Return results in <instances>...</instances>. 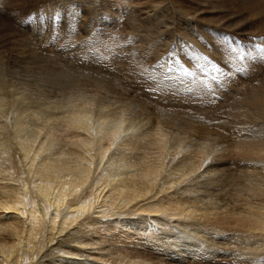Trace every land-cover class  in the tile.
Here are the masks:
<instances>
[{
    "label": "bare ground",
    "instance_id": "1",
    "mask_svg": "<svg viewBox=\"0 0 264 264\" xmlns=\"http://www.w3.org/2000/svg\"><path fill=\"white\" fill-rule=\"evenodd\" d=\"M34 1L22 0L23 4ZM171 1L172 4L181 7L180 9L193 12L191 14L193 16L189 15L186 19L189 22L191 21L192 25L196 27L195 31L200 34H202L203 26L200 25L201 30H199V26L195 23L196 16L206 8L211 7V4H222L218 0ZM15 2V0H5L3 3L14 6L17 4ZM49 3L51 4L50 7H60V11H67V15H71V12L77 14L79 12L88 13L89 17L85 18L84 21L94 19L101 14L106 17L108 22L112 18L108 19V15H113L116 12H126L124 10L126 5L124 4L127 3V0H57ZM159 4H162V2L159 1ZM114 5L119 6L113 8ZM244 7L248 8L251 13L262 10L264 9V0H248ZM156 13H158V10ZM8 15L7 17L0 16V26L4 28V31H0V105L6 106L5 110L7 106H11L13 110L11 107L10 109L13 112L21 113L24 108L26 110V107L31 104L28 103V98H31L30 100L36 99L35 92V95L46 94V90L42 87L46 86L47 83L44 82V85L39 84L38 82L43 83L44 79L43 81L42 78L39 81L34 80L36 75H31V77L30 74L26 76V73L23 76L16 69L12 70L15 64H11L15 63L18 57H14L15 60L13 59V56L9 54L11 52L8 53L9 49L6 48L7 44L4 41V38L13 37L14 34ZM123 15L125 16V14ZM145 15H147V19L154 21L156 24L150 32L157 34L155 44H159V39L162 38L160 36L167 35V32L161 30L159 26L160 13L159 15L152 13ZM141 18L146 19L144 15ZM167 18L170 19L168 16ZM175 21L170 23V26L175 27ZM49 24L50 31L53 32L55 24ZM248 24L246 23L245 26L247 27ZM221 27H224V24ZM219 30L221 29L209 27L206 34L210 36L198 34L199 38L191 39L190 44L193 45V52L190 55L192 58L195 53L207 55L212 62L224 68L225 71H229L223 60L225 54L224 45L222 44L224 36L219 37L220 34L217 33ZM148 33L146 37L152 38V35ZM260 36V40L256 38L250 42V45L257 42L260 47H264L262 43L264 42V39H262L264 34ZM50 40L51 38L42 41L44 43L42 45L43 50L48 51V46L52 47L54 45L50 43ZM200 41L202 44H204V41L209 42H206L209 47H204L203 50L199 44ZM12 43L10 42V44ZM152 47L147 48L146 53L159 57V52L152 51L150 53L149 49ZM253 53H255L254 50ZM177 59L179 61L177 64L187 68L179 55ZM44 61L47 64H43L45 67L41 68L42 71L46 68L53 74L49 83H59L58 85L63 86L64 82L61 79L66 78L69 87L72 84L71 82H75L72 79L74 77L66 74L65 68L56 71L50 65L49 60L45 59ZM243 61L249 64L252 62L247 58ZM138 63L139 65L143 64L139 61ZM51 74L48 75L51 76ZM17 75L20 77H17ZM92 79H94L95 84L91 83L95 85L94 88L98 91L96 94L94 93L95 100L97 98L105 100L113 97L117 103L125 102L124 104H126L123 106V111L120 108L118 109L119 112L116 111L117 108L114 109L115 105L110 108L108 103V106H104L105 109L100 108L99 113H104V115L106 113L108 116L110 115L109 118L112 114L119 116L118 118L114 116L116 125L112 129L105 130V125L112 123L109 121L105 123L106 119L104 120V131L97 129L98 132L95 130L96 134L98 133L97 135L90 133L84 137L82 131L86 129L90 132V129L93 128L88 125L90 122L88 124L83 122L85 119L83 117L84 120H82V116H89L91 109L84 111L85 115L76 111L73 114L76 116H73L70 120L66 119L68 122H65V125L63 124L67 126L66 131H63L67 139L60 137L67 141L64 144L61 139L64 146L68 145V149L60 148L53 154L56 142L52 147L51 142L48 143L45 139L47 137L56 139L55 131L59 129L60 125V121H56L59 118L56 115H59V113L53 110L57 112L56 115L53 114L52 109L49 110L46 106L47 112L51 111L57 118L53 119L57 124L52 123L51 119L52 124L49 123L54 131L48 124H42V121H44L42 117L45 118L46 115L49 116L50 114L45 111L46 109L44 110L47 113L46 115L41 110L42 115H45L41 116L43 120L35 115L38 118L36 120L35 117L31 116L33 112L30 114V110H27L36 122L41 120L40 125L42 126H37L39 124L34 123L36 127L29 129L27 126L30 123L27 125L26 122L28 121L22 120V113H16L18 114L17 117L14 113L16 121H14L13 116L12 121L16 123L10 125L12 126L11 130L14 129L12 131L14 133H10L11 137L20 131L27 133L24 130L25 128H28L29 132L25 136L16 134V140H18L16 141L18 147L17 151L15 150L16 152H12L7 148L10 139L8 145L5 146L3 144L8 139L5 142L3 139L6 138H0L4 141L1 140L0 144L7 148L4 151L2 150V154L0 153V264H224L225 261L222 259L229 257H231L232 263L227 261V264H264V131L257 128L254 135L244 134L246 128L249 129V127L244 126V133L240 132V135H238L240 138L232 140L234 142L232 146L235 147L236 151L234 154L237 158L236 164L240 166V182L237 183L238 185L235 184L234 176L231 179L228 177V173L223 170L225 169L223 165L227 160L226 156L229 157L226 148H224L226 143L223 142H225L224 140L228 135L234 137L228 134L229 130L227 131L224 126L229 124L233 127L240 119L247 120L248 118H251L253 122L264 124V88H258V85L255 86L253 80L249 81L250 84L243 81L241 83L240 76L233 74L225 81V88L220 91L221 99L214 104L201 106L199 103H185L182 98L171 95L165 96L152 90L149 94L150 97L148 95L142 96L144 89L140 93L136 91L138 94H132L133 99H130L132 102L130 103L116 98L120 95L129 96V92L123 87L117 88V85L106 83V78L102 75H97ZM143 82L145 83L144 80ZM238 82L241 87L240 84H237ZM87 83L89 84L90 81H87ZM147 83L151 84L153 82L149 81ZM242 84L246 86L242 87ZM78 85L80 86V84L77 83V88H80L81 86L78 87ZM62 89L68 91L66 87ZM73 89L71 90L75 91V88ZM82 89L85 90L84 87ZM102 90L105 92L101 93ZM27 92L34 97L29 96ZM240 92H242V96ZM74 93L76 94V91ZM89 95L90 93L88 98ZM83 97L85 98L82 95ZM82 98L79 99L82 100ZM88 98L86 96L87 104L90 101ZM40 99L41 97L36 100H39L38 102L42 104ZM66 99L63 98V100ZM94 99L92 100L95 101ZM81 100L80 104L82 105ZM60 101L57 102H64ZM77 101L75 100V103ZM86 102L82 107L85 108ZM70 103L73 104L72 101ZM41 104L38 105L39 108L45 106ZM65 104H67V101ZM69 104L67 105L68 108ZM96 104L95 101L90 105L97 106ZM3 105L0 107L4 110ZM31 105L33 106V104ZM80 107L79 105V109H77L81 110ZM134 107L138 109V112L136 111V115L134 112L135 116L132 115V117L142 119L139 125L135 123L136 120L133 122L125 116L131 111L130 109H132V112L135 111L136 108L133 110ZM35 109L32 110L35 111ZM54 109L57 110V108ZM188 109H191V112L187 111ZM7 110L10 114L9 108ZM126 111L128 112L125 114ZM36 112L39 113L40 111ZM28 113L26 112L25 116ZM95 113L97 114V112ZM2 114L0 113V115ZM67 114L71 116L70 112L64 114V116ZM195 114H199L200 117L203 114L209 116V121H206L208 124L203 127L206 133L201 134L197 127L191 126L193 123L188 122L192 121L193 117H197L194 116ZM7 115L4 113V116ZM30 116H27L28 120H34ZM69 116L66 118H69ZM87 118L89 120V117ZM92 118L96 119L97 115ZM59 119L64 120L65 118L61 119L60 117ZM102 119L98 121L102 122ZM6 122L7 120L4 123ZM94 122L96 124L95 120ZM253 122L251 123L253 124ZM181 124H184L185 129L180 126ZM136 125L140 127L137 128ZM3 127L2 134L7 133V126L4 124ZM10 128L8 127V129ZM99 128L102 127L99 126ZM189 128L191 130H188ZM44 131L47 134H43L47 136L44 139L45 141H43V135L38 136ZM29 134L41 137L42 141L37 142L38 138L32 139L33 137ZM205 134L210 138L206 136L207 139H205ZM14 140L13 138L12 141L15 142ZM50 144L51 147H49ZM2 146L1 148H3ZM46 146L51 151H48ZM60 146L63 145L60 144ZM14 152L16 155H14ZM3 154H8V157L5 158L2 156ZM6 162L8 163L6 164ZM131 216H135V218L141 216L144 219L143 223L135 222V219ZM140 221L142 220L140 219ZM153 226L154 230H152ZM150 227L151 230L149 231ZM202 232L205 233L202 234ZM207 233L212 236L207 237ZM228 236L232 240L235 238L236 243L234 246L232 243H228L226 248H229V251L222 254L220 249H218L219 252L215 249L220 246V242L218 243L215 240L227 238ZM246 251L249 255L246 254Z\"/></svg>",
    "mask_w": 264,
    "mask_h": 264
},
{
    "label": "rangeland",
    "instance_id": "2",
    "mask_svg": "<svg viewBox=\"0 0 264 264\" xmlns=\"http://www.w3.org/2000/svg\"><path fill=\"white\" fill-rule=\"evenodd\" d=\"M15 1H16L15 3H17V4H15L13 6V5H10V4L9 5L8 4L5 5L3 3V2H5V0H2V1L0 0V16H6L7 17V15L9 14L8 15L9 16L8 19H9L10 24L13 27L12 28V31L14 33L13 37L10 36L9 38L8 37L4 38V41H6L5 44H7L6 48L9 49L8 53L11 52L9 54L13 56L14 60H15L16 57H18V59H16L17 63L15 62V63L11 64V65L15 64V66H13L12 70L16 69L17 72H19V73L21 72L20 74H22L23 76L26 73H27L26 76H29L28 74H30V76L31 75H34V76L36 75V77L39 76L38 78H36V77L34 78L33 77L34 80H38L39 81L42 78L41 79L42 81L44 79L43 83L42 82L41 83L38 82V83L44 85V82H45V84L47 83L48 86L46 85V86L42 87L43 89L46 90L45 91L46 94L42 93L41 95H39V94L35 95L36 92L34 90H32V91L35 92L34 96H37L36 99L41 97L40 100H41L42 104L40 102H38L39 100L37 101L35 98H33V100H30L31 98H28L29 99L28 103L29 104L30 103L33 104V106L30 104L29 105L30 108H29V106L26 107V110L24 108V110L21 112L22 114L20 112L19 113L18 112H13L12 111L13 107H11V106H7V108H6V110L9 108V113L10 114H8V110L7 111L5 110L6 106L4 107V105L2 104L3 107H4V110L1 109V107H0V113H3L2 115H0V117L3 116L2 117L3 119L0 118V121L2 122L0 124V128L2 129V131L0 129V132H1L0 134L2 135V136L0 135V138H2V139L6 138V139H3L5 142L8 139L7 142H6L7 144L6 143L3 144L5 146L8 145V141L10 139L9 145L10 144L11 145L10 146L8 145L7 148L9 150H12V152L15 151V150L17 151V149H18L17 142H16L18 140H16L17 139L16 134H18V136H19V134H20V136H25V134H27L29 132L28 128L29 129H33V127H36L37 124H39L37 126H42V125H40L41 124L40 121L43 120V119H44V121H42V124L45 125V123H46V125L48 124V126L50 127L53 122H54V124H57L55 121H53V119H57L58 117L59 118L61 117V119L65 118L64 120H60L59 118L56 120L57 122L60 121L59 129L58 130L56 129V131H55L56 139L57 138L60 139V140L57 139L58 142H57L56 139H51L50 137L44 136V135H47L45 133V131L42 134L38 135V136H42L45 133L42 136V138L44 137L43 141L46 140V141H48V143L51 142L52 147H53V144L55 142H56V144H59V145L54 144L56 147L54 146V153L53 154H55L57 152L56 150H59L60 148L62 149L64 147V148L68 149V145L67 144L65 145L66 147L64 146L65 141H66V140L64 141V138L67 139V137H65L66 136L65 132H63V131H66L65 129H67V126H64V125H65V122L66 123L68 122V121H66V119L70 120V118H72L73 116H76V115H73L74 112H76V111L77 112L79 111L78 113H83L85 115L84 111H87V110L91 109L90 110L91 114L89 116H87V117H89V120H90V118L95 117L97 115V118H96L97 120L95 118L94 119L92 118V120H90V121L88 120L86 115L82 116V120L85 119L83 122L85 124H88L90 122L88 125H91L92 128H93L92 130L90 129V132L87 131L86 129H84L82 131L83 134H84V137L88 136V134H90V133L93 134V135L96 134L95 130L96 131H97V129L98 130H100V129L103 130V128L105 126H106L105 127L106 131L112 129L113 126L116 125V122H115L116 119L114 118V116L116 118H118L119 116L112 114L113 116L111 115V117H110L111 119H110L109 118L110 115L108 116L106 113H105V115H104V113L103 114L99 113V111H101L100 108H104L105 109L104 106H108V104L110 105L109 106L110 108H112V106L115 105L114 109L117 108L116 111L119 112L120 110L118 111V109L120 108L123 111V109H124L123 106L126 105V104H124L125 102H118L117 103L116 99L113 98V97L106 98L105 100L103 99L104 101L101 100V98H97L95 100L94 99V93L96 94L98 91L94 88L95 85H93V83L95 84V82H93L94 79H92V78H95L97 75H99V76L102 75L103 77H105L106 78L105 80L107 81L106 83L117 85V88L123 87L127 92H129V96L120 95V96H117L116 98L117 99L119 98L120 101H129L130 103H132L130 99H133V95L132 94H135L136 91H138V93H140L144 89V92H143L142 96L148 95V97H150L149 94L151 93V90H146L147 84H145L143 82V77L140 75L141 68H140V65H139L138 61L143 63L142 66L144 68L146 67L148 69L149 73H151L153 66L156 65L157 62L163 63L165 65V69H166L168 67L169 54L173 53V55L171 56V59L173 61V66H175V64L179 63V61L177 59V56L179 55V58L182 60V62L184 64L187 65V68H189V70H196L195 64H193V62H195V61L193 60V58L190 55V53L193 52V48H192L193 45L190 44V41H192L191 39L199 38L200 36H198V34L207 36L208 34H206V33H208L207 29H209V27L223 30V31H221V30L217 31V33L221 35V36L219 35V37H223L224 36L223 38H225V37H227L229 35L228 37H230V39L234 43L235 42H239L243 46L245 51L248 50V48L250 46V42L254 41V40H250L249 38L255 37L258 40H260V37H261L260 35L264 34V9H262L263 11L260 9L259 11H255V12L251 13L248 8L246 9V7H244V5H246L248 0H225V1L218 0V2H220L222 4H220V5L211 4L210 5L211 7L206 8V10H204L203 12L199 13L196 16L195 23L199 26V28H200L199 30H201L200 25L203 26V28L201 30L202 34L196 32L195 31L196 27H194V25H192L191 21L189 22L186 19L189 15L193 16V15H191L193 12H191V11L188 12V11H186L184 9H180L181 7H178L177 4L176 5L172 4L171 0H127V3L124 4V5H126L125 6L126 8L124 9V10H126V12L125 11H124L125 13L116 12L113 15H108L109 16L108 19L110 17H112L111 20L108 21V22L106 21V17H104L101 14L98 15L97 17H95L94 19L92 18V19H88V20L84 21L85 18L89 17L88 13H86V12H79L78 14L76 12H71V15H67V11H63V10L60 11L59 10L60 7H58V8H54L52 6L50 7L51 4L49 2L50 1L53 2V1H57V0H37V1L35 0L34 2H30L28 4H23L22 0H15ZM105 1H107V0H105ZM159 1H161L162 4H159ZM194 1H196V0H194ZM161 5H162V7H161ZM118 6L114 5L113 8L118 7ZM127 7H128V9H127ZM157 8H160V9H157ZM162 9H163V11H162ZM115 10H118V9H115ZM157 10H158V13H156ZM154 11H156V12H154ZM57 12L60 14L59 19H54V17L56 16ZM148 13H152V14H156V15H159V13H160V15H159V18H160L159 19V21H160V25H159L160 29L165 31V32H167V35L165 34V35L160 36L162 38L159 39V42H160L159 44H155V42H156V38L155 37H156L157 34L155 35L154 32H150V31H152V29L155 28L156 24L154 23V21L147 19V15H145V14H148ZM1 14H3V15H1ZM42 14L45 16V22H44L43 26H40L38 18ZM123 14H125V16ZM142 14L145 16L146 19H142L141 18L143 16ZM29 15H31L34 18H36V22H32L31 20H29L27 23H25L24 21L28 20ZM114 15H116V16H114ZM65 16L66 17L68 16V17L66 18ZM167 16L170 17V19L167 18ZM138 18H139L140 21L138 20ZM174 18H175L176 21L174 20ZM173 21H175V23H174L175 27L170 26V23H172ZM48 22L55 24V30L53 32L50 31V24ZM96 22H98V23H96ZM246 23H249L247 27L245 26ZM222 24H224V27H221ZM48 25H49V28H48ZM1 27L2 26H0V31L1 30L4 31L3 30L4 28H1ZM166 27L169 28V29H167ZM204 29L206 30V32H205ZM147 33L152 35V38L151 37H146ZM213 35L215 36V34H213ZM53 36H55L56 39H53ZM208 36H210V35H208ZM50 38H51L50 43H53L54 45H52V47L48 46L49 47V48L47 47L48 51L43 50L44 47H42V45L44 43L42 41H46L47 39H50ZM149 38H151V39H149ZM186 39H188V40H186ZM258 40H256V41H258ZM10 42L11 43L13 42V43L10 44ZM206 42L207 41H204V44H202L201 41L199 42V44L203 48V50H204V47H209V46H207V45H209V44H207L209 42H207V43ZM262 43L264 44V42H262ZM222 44H223V42H222ZM256 44H257V42H256ZM152 45H153V47H152ZM11 46H12V48H11ZM13 47H14V49H13ZM150 47H152L151 49H149L150 53L152 51L159 52V55H158L159 57H154V56L149 55L148 53H146L147 48H150ZM11 49H12V51H11ZM96 53H98V54H96ZM253 55H255V53H253ZM105 56H107V57H105ZM82 57H84V58H82ZM245 58H247V57H245ZM45 59L49 60L50 65L52 67H54L56 71L57 70L61 71L62 68H65L66 74H68V75L70 74L69 76L74 77L72 79H74L75 82H71V83L72 84L75 83V84L74 85L71 84V86L69 85V87H70L69 88L68 84L66 83V78L61 79L62 82H64L63 86L58 85L59 83L58 84H53L51 82L49 83V81L53 77V74H51L52 72H50L49 69H46V68H44V70L42 71L43 67H45L44 65L47 64L44 61ZM54 63H56V64H54ZM240 63L245 64V62L243 60L240 61ZM250 63H252V62H250ZM57 67H59V68H57ZM47 70H48V72H47ZM163 70L164 69H160V68L156 69L157 72H161ZM228 70L230 71L229 68H228ZM41 71H42V74H41ZM15 73H16V71H15ZM178 73L179 72H176V73H174V75L180 76L181 74H178ZM48 74H51V76L48 75ZM235 75L240 76L241 83L243 81L246 84H247V82H248V84H250L251 82H249V81L253 80V84H255V86L258 85L257 86L258 88H262V87L264 88V64L254 65L253 69L246 75L243 74V73L235 74ZM17 77H20V76L17 75ZM84 79H86V80H84ZM255 79H256V81H254ZM116 80H118V81H116ZM87 81H90V83L88 84ZM91 82H93V83H91ZM77 83L80 84L81 87L78 85V87H80V88H77ZM237 84H240V83L238 82ZM75 85H76V87H74ZM239 86L241 87V84ZM244 86H246V85L242 84V87H244ZM65 87L68 88V91H67V89H62V88H65ZM83 87L85 89L84 91L82 89ZM73 88H75L76 94L79 97L75 93H74L75 95L73 94V92H75V91H72V90H74ZM30 92H31V90H30ZM66 92H68V93H66ZM84 92H86L87 94L84 93ZM104 92L105 91L102 90L101 93H104ZM242 92H243V90H242ZM242 92H240L241 96H242ZM81 93H82L83 96H85V98L83 97L85 99V101H83L84 99L82 98ZM89 93H90L91 97L89 95V98H88V94ZM92 93H93V96H92ZM138 93H136V94H138ZM27 94L29 95L28 92H27ZM29 96H33V95L31 94ZM86 96H87L88 100L90 99V101H89V103L91 102L90 104H92L93 102L96 101V103H97L96 105L97 106H93V105L92 106L94 108L96 107L97 109H99L98 111H97V109H94L89 103L87 104ZM69 97L71 99H69ZM80 97L82 98V100L79 99ZM63 98L64 99L68 98L69 100H67V99L63 100ZM77 98H78L79 102L77 101ZM110 98H111V100H110ZM125 98H128V99H125ZM34 99H35V101H34ZM92 99H94L95 101H93ZM58 100L59 101L61 100V101H64V102L60 101L61 103H59V102H57ZM75 100L77 101L76 103H75ZM80 100H81L82 105L80 104ZM46 101H48V102H46ZM66 101H67V104H65ZM70 101H72L73 104L70 103ZM49 102H51L52 104L49 103ZM84 102H86L85 104L87 105V106L84 105L85 108L82 107ZM39 104H41L42 106L45 105L44 106L45 108L44 107H43L44 109L42 107L39 108L38 107ZM49 104L51 105V108H50ZM68 104H69V108L67 106ZM76 104H77V107H76ZM2 105H0V106H2ZM35 105H36L37 108L35 107ZM79 105L81 106L80 107L81 110H78L79 109ZM46 106H47V108H49V110L52 109V113L53 114L56 115L57 112L59 113V115H56L57 118H56L55 115H53L51 113V111L47 112L48 109L46 108ZM52 106H54V107H52ZM57 106L60 107L59 111H58V107ZM10 107H11L12 110L10 109ZM27 108H29V109H27ZM54 108H57V110L54 109ZM70 108H71L72 113L70 111ZM135 108L136 107H134L133 110ZM32 109L33 110L35 109V111H33ZM66 109H68V110H66ZM27 110L28 111L30 110V112H29L30 114H31V112H33V115L31 114V116L35 117L36 120L38 118L40 119L41 116H45L47 113H50V114H49V116L46 115L48 118L46 116H45V118L42 117L43 119L41 118V120L37 121L39 123H37L36 120L30 116V114L28 113ZM41 110H42L43 113H45V115H42L43 113L41 112ZM44 110L47 113L44 112ZM53 110L57 111V112H54ZM93 110L95 112H97V114ZM130 110L131 111H129V113L127 115H125L126 118H128L129 120H131L133 122L136 120L135 123H137V125H139V122L141 123L142 119H140L139 117H136V118L132 117V115H134V112H135V115H136V111L138 109L136 108L135 111H133V112H132V109H130ZM36 111H40L41 114H39L40 112L37 113ZM6 112H7L8 115L6 114ZM26 112L28 113L27 116L28 117L30 116L32 119L35 120V122H34V120H30L31 122L28 120L29 118H27V116H25ZM63 112H66V113L70 112L71 116H69V114H67L69 116V118H66L68 116L67 115L64 116V114H66V113L63 114ZM127 112L128 111H126L125 114ZM4 113L7 116H4ZM14 113H15L16 117L18 116V114H21L22 120L28 121V122H26L27 125H28V123H30V124L27 126L28 127L27 129L26 128L24 129L27 133H25L24 131H23L24 133L22 131H20L19 133H15L14 136L12 135V137H11L10 133L13 134L14 132H12V131L14 129L11 130L12 126H10V125H12L13 123L14 124L16 123V122H14V121H16V117L14 116ZM16 113H18V114H16ZM204 113H206V112H204ZM117 114L121 115L120 113H117ZM184 114H185V112H184ZM206 114L208 115V113H206ZM12 116H13L14 121H12L13 120ZM23 116H25L26 118L23 117ZM63 116H64V118H63ZM105 116H106V118H105ZM127 116H129V117H127ZM194 116H197V117H193L192 121H188V122L189 123L190 122L193 123V125H191V126L197 127L199 129V131H201L200 132L201 134L206 133L205 132L206 130L203 127H205V125L208 124L206 121H209L208 120L209 116H205L203 114V116H201V117H203V119L199 118L200 117L199 114H195ZM10 117H11V119H10ZM49 117H51V118H49ZM83 117H84V119H83ZM4 118H8V119H4ZM23 118H25V119H23ZM86 118H87V120H86ZM46 119H49V120H46ZM50 119H51L52 123H51ZM101 119H102V122H99L98 120H101ZM108 119H110V120H108ZM143 119L146 120L145 117H143ZM3 120H4V122L7 120L8 123L7 122L4 123ZM45 120H46V122H45ZM94 120L96 121V124H94L95 123ZM104 120H106L105 123H107L108 121L112 122V123H110V124L107 123L104 126V124H105ZM180 120L184 121L183 119H180ZM248 120H250V121H248ZM47 121H49V122L47 123ZM61 121H63V122H61ZM201 122H203L204 125H202L203 123L201 124ZM251 122H253V121H251V118H248L247 120L240 119L237 124L233 125V127L230 126L229 124H226L225 126L223 125L224 128L227 131L229 130L228 134H231V136H234V137H230L228 135V137L224 140L225 142L222 141L224 144L226 143L224 148H226V153H228V155H229V157L226 156V159H227L226 162L227 163L225 162L224 165H223V168H225V169L227 168V169L226 170L223 169V170L226 173H228V177H230L231 179H232V176H234L233 177L234 181L236 180L235 184L240 182V166H238V164H236L237 163V158L234 155L236 151H235V147L232 146L234 144V142L232 140L234 138H240V136H238V135H240V132L244 133V131H243L244 126L249 127L248 130L246 128L244 134L250 133L251 135H254L255 132L250 130V128H252L254 126H259L258 129H261V130L264 131V124H261L260 122L259 123L258 122H253V124H255V125H253ZM3 123L5 124V126H7V133H3L2 134V132L4 130L3 129L4 128L3 127V125H4ZM49 123H51V124H49ZM97 123L98 124L101 123V125H99V126L102 127V128H99ZM183 125L184 124H181L180 126L182 128H184ZM24 126H26V125H24ZM95 126L96 127L98 126V127L94 128ZM8 127L9 128L11 127V128L8 129ZM139 127L137 126V128H139ZM50 128L54 131V129L52 127H50ZM178 129H180V128H178ZM186 129H187V127H186ZM35 130H37V129H35ZM59 130H61L60 134H59ZM85 130H86V132H84ZM93 130H94V132H93ZM188 130H191V128H189ZM129 132H131V131H129ZM85 133H87V134L85 135ZM124 133L126 134V132H124ZM52 134L50 135L51 137H52ZM57 134L59 135L58 137H57ZM61 134H63V135H61ZM29 135H26V136H29ZM33 135H35V134L33 133ZM206 136L207 135L205 134V139L210 138L208 136L206 138ZM31 137H33L32 139L38 138L37 142L39 140L42 141L41 137L40 138L37 137V136H31ZM46 137L50 138V139H47ZM60 137H64V138H60ZM212 137H214V136H212ZM13 138L15 139L14 141L16 143L12 141ZM2 139H0V141ZM51 140L53 141V143H52ZM66 143H67V141H66ZM51 144L49 145V147H51ZM60 144H62L63 146H60ZM0 145L2 146V144H0ZM1 146H0V153L2 154V152L4 150H6L7 148L5 146L4 147L2 146L3 148H1ZM58 146H59V148H58ZM226 146H228V147H226ZM49 147H47V149H48V151H51L49 149ZM51 149L53 150V148H51ZM19 150H21V149H19ZM52 152H50V153H52ZM10 154H11V151L9 152V156H10ZM14 155H16V153ZM2 156H4L6 158V157H8V154H6V155L3 154ZM7 163L8 162H6V164ZM230 165H231V168L229 167ZM233 187H235V186H233ZM131 217L135 219V222H137L139 224L143 223L144 219L141 216H139L140 218L138 216H136L138 218H135V216H131ZM140 219L142 221H140ZM152 228H153L152 230H154V226ZM150 230H151V227L149 228V231ZM135 231H138V230H135ZM156 232H158V231H156ZM209 232H211V231H209ZM203 233H205V232H202V234ZM206 236L210 237L212 235L207 233ZM234 239L235 238H233V240H232V238H230V236H228L227 238L216 239L215 240L216 242H218V243L220 242V246H217L215 249L218 252H219L218 249H220V252L222 254H224L225 252L229 251V248H226V245L228 243H232L233 246L235 245L236 241ZM244 239H246V238H244ZM230 240H232V241H230ZM247 251H246V254L249 255ZM222 260L225 261V263L227 261L232 263L231 257H229L227 259H222Z\"/></svg>",
    "mask_w": 264,
    "mask_h": 264
},
{
    "label": "snow or ice",
    "instance_id": "3",
    "mask_svg": "<svg viewBox=\"0 0 264 264\" xmlns=\"http://www.w3.org/2000/svg\"><path fill=\"white\" fill-rule=\"evenodd\" d=\"M54 19H59L58 12ZM29 20L36 22V18L31 15L24 22L27 23ZM38 20L40 26H43L45 16L43 14L40 15ZM53 39H56V37L53 36ZM249 39L255 40L256 38L252 37ZM223 45L225 53L223 60L230 71H225L224 68L212 62L207 55L200 53L193 55L196 70H189V68L181 64L173 66L171 59L173 53H170L166 69L163 63L157 62L153 66L151 73H149L147 68L140 65V75L147 84L146 90H152L165 96L171 95L176 98H182L185 103H199L201 106L217 103L221 99L220 91L225 88V81L233 74L243 73L246 75L253 69L254 65L264 64V47H260L258 44H251L248 50L245 51L239 42L234 43L230 38L225 37ZM253 50L255 55H253ZM245 57L252 63H240ZM157 68L164 70L157 72ZM176 72L182 75H174ZM149 81L153 83L148 84L147 82ZM187 111L191 112V109ZM200 119H203V117H200ZM257 128L259 126H254L251 131H256Z\"/></svg>",
    "mask_w": 264,
    "mask_h": 264
}]
</instances>
